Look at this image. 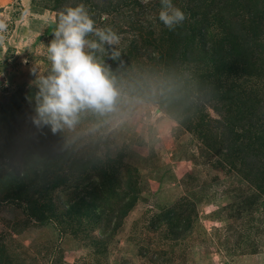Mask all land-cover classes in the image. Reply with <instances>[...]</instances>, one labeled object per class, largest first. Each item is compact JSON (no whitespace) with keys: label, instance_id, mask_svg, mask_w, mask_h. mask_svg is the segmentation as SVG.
I'll list each match as a JSON object with an SVG mask.
<instances>
[{"label":"rangeland","instance_id":"rangeland-1","mask_svg":"<svg viewBox=\"0 0 264 264\" xmlns=\"http://www.w3.org/2000/svg\"><path fill=\"white\" fill-rule=\"evenodd\" d=\"M188 1L172 3L178 7L177 2L183 5ZM200 2H195L196 9ZM202 2L208 23L213 22V14L222 8L223 0ZM107 3L0 0V108L16 92L37 86L36 76L50 70L47 45L53 39L59 15L68 5L84 4L92 16ZM160 3L122 0L119 11H100L95 23L120 36L116 47L122 54L132 44L140 45L138 57L145 63L142 68L150 82L153 73L147 71L163 66L159 62L163 46L160 36L166 26L159 20ZM233 12L220 14L226 22L235 23L247 22L251 15ZM258 17L264 24V16ZM219 24L216 21L210 27L214 38L222 36ZM149 29L153 34L144 40L146 35L141 31ZM260 34V40H264ZM245 40L250 44L247 36ZM256 52L263 57L258 60L261 75L228 73L227 67L216 70L209 60L185 63L182 70L190 77L195 98L186 116L178 117L180 121L162 104L142 101L129 93H124L125 102L119 110L102 121L92 120L91 113L82 114L74 130L63 131L64 147L75 148L71 150L73 157L97 155L103 162L110 154L112 159L102 170L88 168L81 174L64 163L57 174L67 180L48 195L43 194V183L39 182L29 194L16 196L11 177L0 179V264H264V175L251 180L240 154L225 157L220 130L213 127L222 117L215 107L224 108L225 100L206 94V89L214 85L231 88L232 94H244L246 99L260 101L261 106L263 46ZM204 75L209 82L201 89L203 85L197 81ZM154 81L155 87L162 85L160 80ZM121 82L118 87L124 85ZM209 137H216V145L204 144V138ZM22 162L15 155L6 176L21 174ZM112 167L116 169L114 182L109 178ZM127 170L132 171V181H127ZM127 184L136 188L137 197L125 215L115 197L108 198L109 206L101 198L99 207L87 205L93 195L90 192L108 196L116 189L119 193L127 190ZM35 192L37 199L50 201L55 217L41 222L31 214L29 201Z\"/></svg>","mask_w":264,"mask_h":264},{"label":"trees","instance_id":"trees-1","mask_svg":"<svg viewBox=\"0 0 264 264\" xmlns=\"http://www.w3.org/2000/svg\"><path fill=\"white\" fill-rule=\"evenodd\" d=\"M204 1L207 2L208 0ZM210 1L213 3L221 0ZM195 2H200V5H197L199 9H196L195 5L197 3L195 4ZM121 3L122 0H116L115 2L108 0L107 5L101 7L100 11L106 13L113 11L115 13L119 11L118 6ZM177 3L178 7L185 13L186 19L174 30H169L167 27L162 30L160 38L163 39L161 41L163 46L160 49L159 62L163 66L159 67L158 70L147 71V74L153 73L152 82L146 78L147 75L142 68L145 63L138 57L137 53V50H140V45L137 46L136 43L132 44V47L127 49L119 60L112 61L108 58L109 54L104 55L103 53L100 54L98 59L109 68L111 76L115 78L117 87L121 81L124 84L118 87L122 92V96L124 93H129L142 101L158 102L165 107L166 112L168 111L171 116L179 120V116L185 117L186 113L191 110L190 103H193L195 98L192 94L194 90L190 77L186 76L182 70V67L188 61L209 60L215 64L216 70H223L227 67L228 73L235 72L240 75L262 74L263 69L259 66L258 60L261 61L263 57L256 52V48L262 46L264 48V40H260V33L264 35V24L261 23L262 20L258 17V15L264 16V0H223L222 8L213 14L215 20L209 23L206 19L208 18L207 14L203 10L205 2H202V0H189L183 5H181L182 2ZM73 6L68 5V7ZM160 6L162 7L161 3ZM210 9L213 11L212 8ZM230 10H233L234 14L240 15L241 12H244L251 15L248 17L247 22L240 20L236 23L226 22L224 14H220V12L227 11L230 13ZM100 11L98 12L100 13ZM98 12L91 16L95 23L100 17ZM199 17L203 19V23ZM216 21L222 27V36L218 38H214L210 30V27L214 26ZM143 27L140 26L141 29ZM261 30L263 31L260 32ZM141 32V35L147 36V38L144 37V40H147L153 34L150 29ZM249 32L251 33L250 37L248 36ZM246 36L250 44L248 42L247 44L244 43V41L246 42ZM90 38L95 39L94 36ZM253 44L256 45L253 47ZM210 75L212 73L207 76ZM205 77L204 75L201 77L203 80L197 81L199 84L202 83L201 89L209 82L208 78ZM155 79L160 80L162 85L155 87L153 85L156 83ZM214 86L215 88H207L206 94L211 93L218 99L225 100L223 105L228 106V110L225 106L224 108L215 107L222 117L217 119L213 126L220 130L221 139L219 142L222 143V148L225 149V157L240 154L241 160L246 164L244 166L247 168L251 180H257L264 175V103L260 106L258 100L246 99L244 94H232L234 89ZM37 92L38 86L31 87L26 92L18 91L7 105L0 108V179L8 180L11 177L16 196L29 194L28 192L31 189H36L39 182L43 183L41 188L43 194L48 195L51 189L67 180L65 176L57 174L58 169H62L64 163L69 168L72 167V169L84 174L88 172V168L95 167L98 168V171L102 170L109 164L107 161L112 159L110 154L105 162L97 155L73 157L71 150L73 151L75 148L72 147L70 150L69 145L64 147L63 132L57 135H52L47 129H45L44 134L38 132L31 123ZM89 117L92 120L102 121L107 116L101 117L91 113ZM214 139L216 137L204 138L203 142L208 146L210 144L216 145ZM60 148H62V151H59ZM5 154L9 156L2 160L1 156ZM15 155L21 157L23 171L19 175L11 173V176H6L7 172L10 173L8 166ZM109 171L111 176L109 178L111 182H114L116 169L112 167ZM127 172V181H132V171L127 170ZM126 187L127 190L120 193L116 189L110 195H102L101 197L96 190L93 193L90 192L93 195H91V200L87 205H90L91 208H97L103 202L109 206L111 201L108 198L115 197L120 200L122 204L121 212L122 215H125L137 197L135 187L129 184ZM36 194L37 192L32 196L30 195L31 214L41 222H46L51 217H55L50 201L42 202L39 198H36ZM100 198L101 202L98 201ZM80 199L82 200L81 203L84 204V197L82 196ZM77 209L79 213L82 212L81 208Z\"/></svg>","mask_w":264,"mask_h":264},{"label":"clouds","instance_id":"clouds-1","mask_svg":"<svg viewBox=\"0 0 264 264\" xmlns=\"http://www.w3.org/2000/svg\"><path fill=\"white\" fill-rule=\"evenodd\" d=\"M161 4L159 20L169 30L186 19L172 0H161ZM52 34L47 45L51 68L46 75L36 76L38 92L31 116L35 129L57 135L74 130L84 113L104 117L117 112L125 102L122 92L96 54L107 50L110 60H119L122 53L116 46L120 36L111 28L96 27L84 4L61 12ZM93 36L95 39L90 38Z\"/></svg>","mask_w":264,"mask_h":264}]
</instances>
